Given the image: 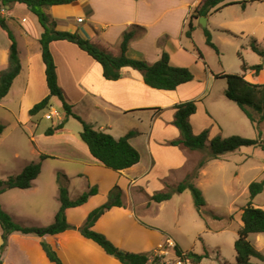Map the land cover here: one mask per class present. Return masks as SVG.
<instances>
[{"label":"crops","instance_id":"0c3cea01","mask_svg":"<svg viewBox=\"0 0 264 264\" xmlns=\"http://www.w3.org/2000/svg\"><path fill=\"white\" fill-rule=\"evenodd\" d=\"M199 1L77 0L72 3L51 5L44 9L49 21L54 23L55 29L77 33L113 55L120 53L122 34L134 26L141 27L143 30L138 31L128 44L127 56L153 63L165 51L169 54L171 64L188 67L193 74L191 81L183 83L173 90L156 89L147 85L141 73L130 66L122 67L121 77L111 80L104 77L100 63L75 43L67 40L50 42V51L56 65L57 82L64 92L66 101L72 106V111L92 125L94 129L107 132L116 139L129 131L136 132L129 138V142L139 152L140 159L136 164L121 171H114L104 166L92 156L87 145L79 136L81 124L72 116L66 118L63 127L54 130L50 135H46L45 130L48 127H54L64 116L58 114L56 120L50 119L51 124L46 128L45 126L41 127L42 120L46 118L45 115H29V109L49 93L38 41L42 27H39L41 25H38L37 19H33L36 16L24 4H13L1 10V14L6 18L8 27L16 39L21 70L14 78L8 93L0 99V106L11 111L7 109L8 103L16 101L18 105L16 123L19 125L30 124L32 147L30 149L31 156L26 164L35 161V159L40 160V154L50 156L40 160V172L30 187L14 188L27 193L29 190L32 193H39L41 183L38 178L44 167L68 174L69 168L65 166V163L76 166L74 175L83 180L82 185L80 184L81 193L90 187L97 188V192L91 195L84 204L89 203L93 198H98L97 196L100 194L107 196L112 188L118 186L123 205L108 209L93 226L95 231L107 237L105 231L108 229L105 225L107 221L111 220V216L115 217L116 214L123 213L127 204L134 207L136 202L140 203H138L140 208L146 207V214L151 209L152 204H154L152 207L158 209L159 205L167 200L155 202L150 200V197L155 193L166 192L174 188L204 155V151L201 150H188L182 145L170 144L172 140L180 138V131L174 124L175 106L177 104L189 100L196 101V111L190 115L189 122L195 134L205 129L208 130V142L215 136L228 137L233 134H242L240 130L232 131L230 127L222 124L217 111L215 114L214 111L219 107V103L220 105L225 103L220 100L218 107H216L214 99L209 100V97L213 96L214 83L218 79L215 74L221 72H215L210 68L206 55L202 54V50L194 42L193 33L196 27L200 25L198 19L194 20L195 29L192 32V37L185 34L190 13ZM258 1L263 0H247L244 6L238 3L225 6L221 10L206 16L205 27L208 29L219 27L229 33L233 30L234 33L241 35L248 32L254 35L253 37L257 40L264 39V16L260 14L251 17L246 11L248 3ZM234 6L239 8L236 14L223 16L224 18L220 22L214 20L216 14ZM30 14H33V17ZM78 18H82V21L78 22ZM248 22H251L250 29L239 26L241 23ZM9 45V39L4 45L0 43V71L5 69L8 64ZM241 73H243L242 70ZM258 74H254L253 70L249 69L244 72V78L254 83L256 81L250 76ZM206 102H209V106ZM72 119L77 123L71 121ZM237 123L242 129L246 128V122L241 116ZM45 137L50 139H45ZM249 148L264 151L260 146H243L208 161L200 168L194 183L203 195L205 193L202 187L208 180L216 181L217 177L229 170L232 154H235L234 162L238 165V169L246 161L245 159L252 157L253 154ZM236 156H239L238 160L235 159ZM49 160L61 161V164L50 165ZM238 169L233 171V175L231 174L229 177V188H236L238 183L242 182ZM259 169L264 172V163H261ZM250 182L243 183V190L247 192V199L249 198L248 185ZM10 189L0 193V204L15 222L22 224L20 222L22 214L17 215L12 212L1 201L2 194ZM176 194L174 193L168 200L171 201ZM258 195L254 197L253 203L264 209V198L259 204L254 202ZM95 200L90 211L102 204V200L97 202ZM59 207L60 202L56 206L53 205L50 210L53 217ZM76 207L65 210L66 220L70 225L69 216L73 214L72 212ZM236 211L232 214L234 215ZM33 219L37 226L42 225L37 223L38 219ZM79 223L75 227H80ZM67 230L56 234H46L42 237L19 231L10 233L2 253V264H55L46 256L41 246L42 240L52 246L63 264H76V259L80 256L77 240L81 243L80 239H85L98 245L91 239L84 237L79 228L77 231L73 230L75 233ZM252 236H254V240L251 239ZM248 240L264 254V232L251 233ZM173 241L171 237H166L164 240L158 241L149 250L136 253H154L162 245L167 251V254L163 256L164 260L168 262L171 257L170 263L173 264L177 255L173 246L168 244V242L173 245L177 244L176 241ZM115 259L117 258L115 257ZM252 262L257 263L259 260L252 258Z\"/></svg>","mask_w":264,"mask_h":264},{"label":"trees","instance_id":"16d2710c","mask_svg":"<svg viewBox=\"0 0 264 264\" xmlns=\"http://www.w3.org/2000/svg\"><path fill=\"white\" fill-rule=\"evenodd\" d=\"M75 1L77 0H0V28L6 32L10 41L8 64L5 69L0 71V99L8 93L14 78L21 70L17 42L12 30L8 27L6 18L1 14V10L13 4H24L35 14L42 27V32L38 41L40 44L42 61L45 66L46 84L49 90L47 96L29 109V115H45L51 110V97L58 98L64 111V118L54 127H48L45 130V134L50 135L54 130L63 127L66 118L72 116L80 122L81 131L79 132V136L87 145L92 156L104 166L114 171H121L136 164L140 159L139 152L129 142V138L136 132L129 131L124 136L116 139L107 132L94 129L92 125L85 122L72 111V106L66 101L64 92L57 82L56 65L50 51V42L53 40H67L75 43L79 48L100 63L104 77L111 80L121 77L122 67L130 66L141 73L147 85L156 89L173 90L177 86L191 81L193 79V74L188 67L171 64L169 54L165 51L162 52L160 58L153 63L127 56L126 51L130 40L138 31L143 30V28L138 26H134L122 34L120 53L118 55H113L96 43L81 37L77 33L55 29L54 23L49 21V17L44 9L51 5L72 3ZM245 2H247V0H200L190 13L185 32L186 36L192 37V32L195 29L194 20L199 17H206L231 4L238 3L244 6ZM203 31L206 44L219 54V49L213 42L209 29L204 27ZM251 48L264 59V48H260L255 39L251 42ZM199 55L201 56L200 52ZM241 60V69L243 73L230 74L221 72L215 74V76L217 78L226 79L227 87L224 90L225 96L238 105L260 134V126L264 121V83H251L247 81L244 78V72L250 69L253 70L254 74H258L263 68V64L257 63L248 65L242 58ZM175 108L174 124L180 131V138L172 140L170 144L182 145L188 150H206V154L201 157L196 166L188 172L184 179L174 188L166 192L155 193L150 197V200L161 202L170 199L174 193H182L185 190H190L198 215L203 218V208L206 206L207 202L202 191L194 183L200 168L208 161L219 158L222 154L235 151L243 146H260L264 149V140L231 135L228 137L215 136L208 142V130L205 129L195 134L189 122L190 115L196 111V101L189 100L181 102L177 104ZM253 112L257 113V117ZM3 131L4 125L0 123V135ZM48 157L50 156L46 154H40L39 156L40 160ZM40 160L26 164L17 174L9 175L5 179H0V193L14 187H30L32 181L40 172ZM263 189L264 179L258 181L253 180L248 185L249 200L239 209V218L242 225L238 229L237 237L234 240V264H264V254L257 250L248 240L249 234L264 232V209L253 203L254 197L261 193ZM96 192V187H90L87 191H84L79 196L72 199L68 195L66 186L60 184L58 193L60 207L54 216L53 222L45 226H26L19 224L12 219L0 204V264H2V253L7 245L10 233L19 231L24 234L31 233L42 237L46 234H56L65 231L71 228V225L66 220L65 210L70 207L84 204L88 198ZM108 195L109 199L106 202L93 208L88 213L84 224L79 227L80 233L84 237L97 243L107 254L116 257L122 264H165L161 256H154L152 252L136 253L122 250L114 245L105 235L93 229L95 222L108 209L113 206L123 205L121 201V191L118 186L112 188ZM232 216L233 215H231V217ZM206 227L210 229L208 225H206ZM41 246L51 262L63 264L57 252L50 244L42 240ZM174 250L176 255L184 262L189 261L194 264H202L203 259L209 257V250L206 248L203 253H196L194 251L183 250L178 244H175ZM252 258L258 259L260 263L252 262ZM222 263L228 264L224 260Z\"/></svg>","mask_w":264,"mask_h":264},{"label":"rangeland","instance_id":"374dc122","mask_svg":"<svg viewBox=\"0 0 264 264\" xmlns=\"http://www.w3.org/2000/svg\"><path fill=\"white\" fill-rule=\"evenodd\" d=\"M21 7L23 6L21 5ZM238 9V6L229 7L224 12L216 14L214 20L220 22L224 18L223 16L234 15ZM246 11L251 17L260 14L264 16V0L248 3ZM32 15L30 14L31 17H33ZM33 19H37V17H33ZM239 26L249 27L250 29L251 22L241 23ZM209 30L213 42L219 49V54L206 44L204 31L200 25L194 31L193 39L197 47L202 50V54L206 55L212 70L215 72L240 74L242 58L248 65L263 64L260 73L250 77L256 81L254 83H264V59L251 48L253 39L256 40L260 48H264V39L257 40L253 37L254 35L248 32L241 35L229 30L231 31L229 33L219 27H210ZM6 42H8L7 34L0 28V43L4 45ZM226 87V79L218 78L214 83L213 96L209 97L210 101L214 99L216 107H218L220 100L225 103L223 105L219 103V107L214 111L215 114L216 111L218 112L217 115L220 122L230 127L232 131L240 130L242 134H237L239 136L264 140V121L261 123L259 134L238 105L225 96L224 89ZM51 103V110H55L59 115L64 116V111L58 98L51 97ZM206 104L209 106V102H206ZM7 107L11 111L5 110L0 106V122L4 125V132L0 136V179H5L9 175L20 172L31 156L30 149L32 147L30 124L19 125L16 123V117H18L17 102H9ZM253 113L255 116L257 115V113ZM240 116L246 122V128L242 129L238 125L237 120ZM57 118V116H54L53 119L56 120ZM71 121L74 120L72 119ZM50 124V119L44 118L41 127L45 126L47 128ZM45 139L50 138L45 137ZM249 149L253 155L249 159H245L246 161L244 160L245 162H243L240 169L234 162L235 154H232L229 170L225 172L226 174L222 173V176L217 177L216 181L208 180L202 187L207 201L206 206L203 208V218L198 215L190 190H185L182 193H177L171 201L167 200L161 203L158 209L152 207L154 206L152 204L147 214L145 212L146 207L140 208L138 206L139 202H136L134 207L128 204L124 205L126 209L123 213H118L115 217L111 216V220L106 222L105 227L108 230L105 232L110 238L107 237L120 249L133 252H144L154 247L158 241L171 237L183 250L203 253L205 248L208 249L209 257L204 258L202 264H223V260L228 264H234V240L241 225L239 210H236L249 200V198L247 199V192L243 190V183L264 179V172L259 169L261 163H264V151ZM203 153L205 155L206 150ZM235 159L238 160L239 156H236ZM35 161H39V159H35ZM49 163L50 165L61 164V161L49 160ZM65 164L69 168L68 174L44 167L38 178L41 183L39 193H32L30 190L27 193L13 188L2 194L1 201L12 212L17 215L22 214L20 222L24 225L37 226L33 218L38 219L37 223L42 224L41 226L50 224L54 220L50 210L53 205L59 204L57 199L59 185L63 184L66 186L70 198H76L82 191L80 184L82 185L83 180L74 175L76 166ZM237 169L242 182L238 183L236 188H229V177ZM97 197L93 198L92 202L90 201L75 208L72 212L73 214L69 216L71 228L67 231L75 233L73 230H78L79 227H75L78 222H80V227L84 224L91 206L94 205V199H96L95 202L102 200V203L109 199V195L100 194ZM263 198L264 192H261L254 202L259 204ZM234 211L236 213L233 215ZM231 215L233 216L231 217ZM206 225L211 229H207ZM251 239L254 240V236ZM80 241L82 242L79 243L77 240L80 256L76 259V264H120L114 256L107 254L100 246L92 244L85 239H80ZM174 245L172 244V246ZM178 258L177 256L175 260L177 261ZM1 260L3 261L2 257ZM170 262L171 257L168 263ZM185 264L194 263L186 261Z\"/></svg>","mask_w":264,"mask_h":264},{"label":"built area","instance_id":"2783aa9c","mask_svg":"<svg viewBox=\"0 0 264 264\" xmlns=\"http://www.w3.org/2000/svg\"><path fill=\"white\" fill-rule=\"evenodd\" d=\"M77 21H78V22H81V21H82V18H78ZM57 115H58V113H56L55 111L50 110L48 113L45 114V117L48 118V119H53L54 116H57ZM168 244H169V245H172L170 242H168ZM173 248H174V246H173ZM164 254H167V251H166V249H165L162 245H160V246L158 247V249L153 253L154 256H161L162 261H163L165 264H170V263H168L166 260H164V257H163ZM178 257H179V256H178ZM176 262H177V263H176ZM174 263H175V264H183L184 261H182V260L180 259V257H179V258L177 259V261H175Z\"/></svg>","mask_w":264,"mask_h":264},{"label":"water","instance_id":"95a60500","mask_svg":"<svg viewBox=\"0 0 264 264\" xmlns=\"http://www.w3.org/2000/svg\"><path fill=\"white\" fill-rule=\"evenodd\" d=\"M198 22L202 27L206 26V17H199Z\"/></svg>","mask_w":264,"mask_h":264}]
</instances>
